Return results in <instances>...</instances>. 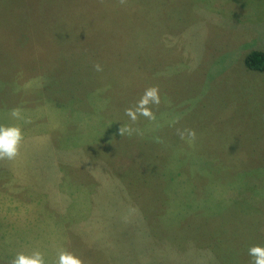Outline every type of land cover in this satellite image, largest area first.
<instances>
[{
  "label": "rangeland",
  "instance_id": "obj_1",
  "mask_svg": "<svg viewBox=\"0 0 264 264\" xmlns=\"http://www.w3.org/2000/svg\"><path fill=\"white\" fill-rule=\"evenodd\" d=\"M15 1H0L26 19L12 35L0 23V124L25 139L0 161V264L32 249L53 264L60 248L86 264H252L264 72L243 57L264 53V0ZM151 85L156 120L121 136Z\"/></svg>",
  "mask_w": 264,
  "mask_h": 264
},
{
  "label": "clouds",
  "instance_id": "obj_2",
  "mask_svg": "<svg viewBox=\"0 0 264 264\" xmlns=\"http://www.w3.org/2000/svg\"><path fill=\"white\" fill-rule=\"evenodd\" d=\"M120 3L124 4L125 0H120ZM94 68L98 72L103 70L98 63L94 65ZM160 103L159 86L151 85L146 87L135 104L124 110V114L129 118L130 123L119 127V134L121 136L125 134L131 136L134 133L140 134V130L132 125H135L140 117L155 121L156 114L153 109L158 107ZM8 115L13 120H23L24 123H30V120L23 116V110L19 107L12 108ZM185 132L192 141L195 140L196 132L194 129H186ZM179 134L181 139H184V132ZM24 139V132L19 123L0 124V161L15 160L20 155ZM248 255L253 258L252 264H264V245H251L248 248ZM9 264H49V261L46 260L44 252L39 249H32L17 252ZM53 264H86V262L77 253L66 248H60Z\"/></svg>",
  "mask_w": 264,
  "mask_h": 264
},
{
  "label": "trees",
  "instance_id": "obj_3",
  "mask_svg": "<svg viewBox=\"0 0 264 264\" xmlns=\"http://www.w3.org/2000/svg\"><path fill=\"white\" fill-rule=\"evenodd\" d=\"M0 1H6V0H0ZM8 1H12V0H8ZM15 0H13V2H11L10 4H12L13 6H17L16 4H22L24 2H14ZM18 7V6H17ZM11 11V10H9ZM21 17L16 18L15 20L9 22L8 19L1 13L0 11V23L4 24L7 23L6 25L3 26V29L7 30V35H12V31L10 28H23L26 25V19L24 18V14H20ZM2 29V30H3ZM5 32V31H4ZM25 37V36H24ZM21 38V37H17V43L22 44L25 41V38ZM243 65L245 66V68H247L248 70L254 71V72H264V53L258 50H250L246 55H244L243 57ZM88 128V124L86 125V129Z\"/></svg>",
  "mask_w": 264,
  "mask_h": 264
}]
</instances>
